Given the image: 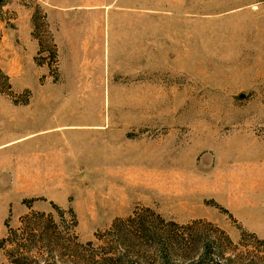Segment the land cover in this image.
Masks as SVG:
<instances>
[{
  "label": "rangeland",
  "instance_id": "374dc122",
  "mask_svg": "<svg viewBox=\"0 0 264 264\" xmlns=\"http://www.w3.org/2000/svg\"><path fill=\"white\" fill-rule=\"evenodd\" d=\"M0 264H264V0H1Z\"/></svg>",
  "mask_w": 264,
  "mask_h": 264
},
{
  "label": "crops",
  "instance_id": "0c3cea01",
  "mask_svg": "<svg viewBox=\"0 0 264 264\" xmlns=\"http://www.w3.org/2000/svg\"><path fill=\"white\" fill-rule=\"evenodd\" d=\"M63 23H61V27L62 28H60V31L63 33V25H62ZM94 27H95V29L96 30H99V31H104L106 28H105V26L103 25V24H94L93 25ZM108 27V26H107ZM107 30H108V28H107ZM61 33V34H62ZM61 34H59V35H61ZM64 35V34H63ZM99 35V34H98ZM65 36V35H64ZM100 36V35H99ZM67 39H68V41L69 42H72V38H70V37H67ZM65 41H66V37H65V40H63V55H64V53H65V47H64V44H65ZM58 43H59V41L57 40V37H56V44H57V48H58V54H59V57H60V63H61V68H62V70H63V61H62V58H61V56H60V47H58ZM73 47H70L69 49H68V51H70L71 49H72ZM72 51V50H71ZM106 52V51H105ZM3 68V70L5 71V73L11 78L12 76H13V74H12V69H11V67L10 66H2Z\"/></svg>",
  "mask_w": 264,
  "mask_h": 264
},
{
  "label": "trees",
  "instance_id": "16d2710c",
  "mask_svg": "<svg viewBox=\"0 0 264 264\" xmlns=\"http://www.w3.org/2000/svg\"><path fill=\"white\" fill-rule=\"evenodd\" d=\"M1 1V0H0ZM6 80H7V78L6 77H4Z\"/></svg>",
  "mask_w": 264,
  "mask_h": 264
}]
</instances>
